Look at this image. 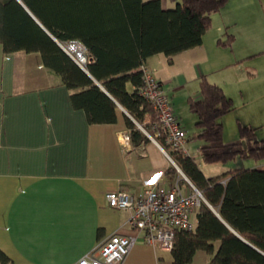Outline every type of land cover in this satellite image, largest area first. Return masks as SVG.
<instances>
[{
  "label": "crops",
  "instance_id": "obj_1",
  "mask_svg": "<svg viewBox=\"0 0 264 264\" xmlns=\"http://www.w3.org/2000/svg\"><path fill=\"white\" fill-rule=\"evenodd\" d=\"M227 34L225 24L212 18L202 45L172 57L157 54L146 62L165 83L188 136L193 123L192 136L198 131L190 100L201 99V78L222 87L218 73L236 67L242 56L264 55L263 39H253L249 52L235 54L237 36L233 33L228 45ZM71 94L40 53L7 54L0 44V250L10 264H77L118 232L139 236L122 264H174L172 251L148 245L128 224L129 210L113 209L107 201V194L120 189L138 195L147 183L168 186L176 177L169 173L174 160L150 133H145L149 141L142 146L123 147L126 116L131 117L123 107L117 110L116 123L90 124L85 111L73 107ZM152 120L149 114L145 118L146 123ZM195 143L197 150L191 155L187 146ZM202 143L189 137L186 153L201 157ZM229 164L215 176L264 166V161L237 159ZM219 245L215 243L216 251ZM212 257L198 251L189 264H197V259L209 264Z\"/></svg>",
  "mask_w": 264,
  "mask_h": 264
},
{
  "label": "trees",
  "instance_id": "obj_2",
  "mask_svg": "<svg viewBox=\"0 0 264 264\" xmlns=\"http://www.w3.org/2000/svg\"><path fill=\"white\" fill-rule=\"evenodd\" d=\"M20 1L0 0V44L5 53H40L44 65L72 91L73 107L84 110L90 124L116 123L117 110L123 107L132 117L126 116V121L135 147L149 141L139 125L156 133L152 122H145L148 114L156 121L157 113L141 93L142 67L154 55L172 57L202 45L212 16L228 2L171 0L175 5L164 7L162 0ZM233 40L228 33L224 43L231 45ZM71 41L87 49L84 68L61 46ZM200 91L201 99L190 100V107L198 117L192 137L203 142L202 160L264 161V140L257 128L240 123V139L223 141L222 118L234 109L223 88L202 77ZM156 139L208 202L199 209L194 231L176 233L174 264L191 263L198 251L213 254L209 264H264V166L207 178L196 158L168 146L163 135ZM169 173L177 169L172 166ZM10 263L0 250V264Z\"/></svg>",
  "mask_w": 264,
  "mask_h": 264
},
{
  "label": "built area",
  "instance_id": "obj_3",
  "mask_svg": "<svg viewBox=\"0 0 264 264\" xmlns=\"http://www.w3.org/2000/svg\"><path fill=\"white\" fill-rule=\"evenodd\" d=\"M61 46L84 68L87 63V49L81 42L71 41ZM142 69L144 85L141 93L157 113L156 121H151L155 135L151 136L145 129L144 132L155 141L157 137L163 135L168 146L183 149L186 153L188 133L175 113L165 83L147 66H143ZM121 140L124 148L131 147L132 140L128 133L123 134ZM162 148L169 156L167 150ZM169 158L171 159L170 156ZM171 161L173 162L172 159ZM173 165L180 173L181 169L175 162ZM107 201L113 209L131 212L128 224L142 234L148 245L171 252L175 247L178 231L192 232L196 229V214L206 200L183 175L182 179L175 177L168 186H162L157 182L147 183L138 195L124 189L111 192L107 194ZM138 238L139 236H127L116 232L82 257L77 264H122Z\"/></svg>",
  "mask_w": 264,
  "mask_h": 264
},
{
  "label": "rangeland",
  "instance_id": "obj_4",
  "mask_svg": "<svg viewBox=\"0 0 264 264\" xmlns=\"http://www.w3.org/2000/svg\"><path fill=\"white\" fill-rule=\"evenodd\" d=\"M164 2L166 7L175 5L171 0ZM212 18H215V22L219 20L221 24H225L229 34H236L237 42L233 48L235 54L249 52L247 47L253 39H263L260 41L264 45V0H228L223 10ZM229 50L232 49L229 48ZM235 66L228 71L218 73L219 83L227 95L232 98L234 106V109L223 117V141L225 143H233L240 139V123L259 128L258 134L264 138V55L242 56ZM255 68L258 69L257 72ZM186 121L190 119L186 118ZM194 124L189 129L188 138L192 137ZM188 147H191L189 148L191 155L196 153V143L193 147L192 145ZM197 162L208 177L222 173L223 165L228 167L230 165L229 162L207 164L201 157L197 158ZM172 175L183 178L178 171ZM197 264H200L199 259H197Z\"/></svg>",
  "mask_w": 264,
  "mask_h": 264
},
{
  "label": "water",
  "instance_id": "obj_5",
  "mask_svg": "<svg viewBox=\"0 0 264 264\" xmlns=\"http://www.w3.org/2000/svg\"><path fill=\"white\" fill-rule=\"evenodd\" d=\"M20 1V0H19ZM21 2V1H20ZM21 4H23L22 2H21ZM27 9V8H26ZM34 17V16H33ZM34 19L37 21V23L39 24V25H41L40 24V22L34 17ZM42 26V25H41ZM42 28L55 40V38L42 26ZM125 111V110H124ZM126 112V111H125ZM139 128L140 129H142L143 131H144V128L141 126V125H139ZM180 173H182L184 176H185V174L182 172V171H180ZM207 204H208V202L207 201H205ZM212 209H213V207L212 206H210ZM216 212V211H215ZM217 213V212H216ZM218 214V213H217Z\"/></svg>",
  "mask_w": 264,
  "mask_h": 264
}]
</instances>
